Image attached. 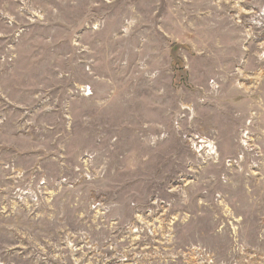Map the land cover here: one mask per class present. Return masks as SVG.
<instances>
[{"label": "rangeland", "instance_id": "rangeland-1", "mask_svg": "<svg viewBox=\"0 0 264 264\" xmlns=\"http://www.w3.org/2000/svg\"><path fill=\"white\" fill-rule=\"evenodd\" d=\"M0 264H264V0H0Z\"/></svg>", "mask_w": 264, "mask_h": 264}, {"label": "built area", "instance_id": "built-area-1", "mask_svg": "<svg viewBox=\"0 0 264 264\" xmlns=\"http://www.w3.org/2000/svg\"><path fill=\"white\" fill-rule=\"evenodd\" d=\"M90 91V87H87V91H86V93H88Z\"/></svg>", "mask_w": 264, "mask_h": 264}, {"label": "bare ground", "instance_id": "bare-ground-1", "mask_svg": "<svg viewBox=\"0 0 264 264\" xmlns=\"http://www.w3.org/2000/svg\"><path fill=\"white\" fill-rule=\"evenodd\" d=\"M212 152H214V151H212Z\"/></svg>", "mask_w": 264, "mask_h": 264}]
</instances>
